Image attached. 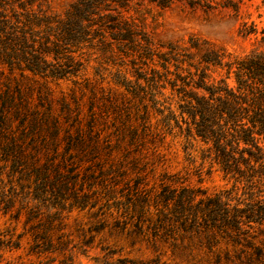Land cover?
<instances>
[{"label": "trees", "instance_id": "trees-1", "mask_svg": "<svg viewBox=\"0 0 264 264\" xmlns=\"http://www.w3.org/2000/svg\"><path fill=\"white\" fill-rule=\"evenodd\" d=\"M35 1L0 0V211L8 206L1 203H8L9 195L16 192L15 181H27L22 186L29 188L33 199H49L61 208L85 207L90 193L84 190L83 176L79 180L75 157L93 160L107 147L100 143L94 116L84 124L66 99L60 112H54L47 92L39 93L35 104L25 86L9 75L17 71L22 77L77 81L86 66L85 48L97 36L102 45L112 44L106 30L114 40L136 43L146 54L152 51L146 34L113 12L131 0H75L64 13L50 12L41 3L37 9ZM147 1L171 6L181 0ZM186 1L203 8L239 9L236 0ZM191 47L200 53L197 62L190 52H180L174 45L158 53L165 71L157 76L163 79L162 87L170 85L179 97L186 135L208 144V155L233 184L214 193L186 184H163L152 193L140 188L138 181L135 231L150 232L153 244H167L173 255L198 258L205 264H264V50L223 62L224 54L206 42H192ZM172 62L175 68L170 71ZM210 65H226L237 87L223 78L209 82ZM4 75L7 80L1 81ZM62 237L54 243L53 237L37 233L33 247L45 245L44 250L65 253L69 240ZM68 259L72 254L62 264ZM109 264L172 263L157 255L147 260L118 256Z\"/></svg>", "mask_w": 264, "mask_h": 264}, {"label": "rangeland", "instance_id": "rangeland-1", "mask_svg": "<svg viewBox=\"0 0 264 264\" xmlns=\"http://www.w3.org/2000/svg\"><path fill=\"white\" fill-rule=\"evenodd\" d=\"M73 1L36 0L34 7L38 9L41 3L50 12L64 13ZM236 1L238 11L221 5L191 6L186 0L171 6L131 0L113 12L146 34L152 42L149 54L136 43L114 40L106 30L112 44L102 45L97 36L85 48L86 66L77 81L32 74L22 77L17 71L9 75L25 86L35 104L39 93L47 92L54 112H60L66 99L74 113L80 112L84 124L94 116L100 143L107 147L93 160L75 157L80 164L79 180L83 176L84 190L90 193L85 207L65 204L61 208L49 199H33L29 188L22 186L27 181L14 182L16 192L9 195L8 203H1L8 206L0 211V264H62L69 254L68 264H109L118 256L147 260L157 255L172 264L206 263L173 255L167 244H153L150 232L135 231L139 217L135 186L139 181L140 188L152 193L163 184H186L208 193L232 186L231 176L208 155V144L186 135L179 97L170 85L161 86L163 79L159 80L157 72L165 71L158 53L169 51L171 45L190 52L194 62L200 53L191 47L192 42H206L224 54L223 62L264 50V1ZM169 67L174 70L173 62ZM226 69V65H210L208 81L217 83L223 78L237 87L233 71ZM3 176L10 193V183ZM37 233L53 237L54 243L63 234L60 240H69L65 253L44 250L45 245L34 248Z\"/></svg>", "mask_w": 264, "mask_h": 264}]
</instances>
